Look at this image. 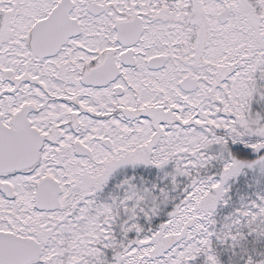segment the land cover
I'll return each instance as SVG.
<instances>
[{"label": "snow or ice", "instance_id": "obj_1", "mask_svg": "<svg viewBox=\"0 0 264 264\" xmlns=\"http://www.w3.org/2000/svg\"><path fill=\"white\" fill-rule=\"evenodd\" d=\"M0 264H264V0H0Z\"/></svg>", "mask_w": 264, "mask_h": 264}]
</instances>
